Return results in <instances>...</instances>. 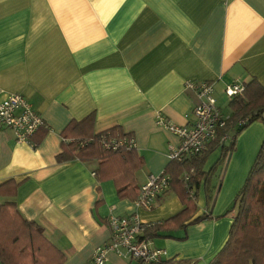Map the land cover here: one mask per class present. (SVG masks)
Listing matches in <instances>:
<instances>
[{"label": "crops", "instance_id": "0c3cea01", "mask_svg": "<svg viewBox=\"0 0 264 264\" xmlns=\"http://www.w3.org/2000/svg\"><path fill=\"white\" fill-rule=\"evenodd\" d=\"M251 79L264 85V0H0V99L22 94L45 124L30 144L0 127V183H17L14 196H0V203L13 201L24 219L41 226L64 264H88L110 237V215L153 223L183 209L175 182L150 209L135 199L149 175L176 172L168 152L179 138L156 116L177 125L192 120L196 97L186 81L212 82L217 104L230 114L225 86ZM89 115V125L69 128ZM249 124L236 149L264 140V120ZM114 126L134 142L127 169L112 161L102 176L96 158L56 159L66 133ZM220 154L216 145L201 169ZM123 169L126 188L119 195L114 177ZM217 191L208 200L200 179L194 207L176 222L183 226L149 238L166 250L162 260L210 264L232 222L231 214L221 215L229 193L216 205ZM204 213L210 216L192 221ZM103 264L138 262L109 251Z\"/></svg>", "mask_w": 264, "mask_h": 264}, {"label": "trees", "instance_id": "16d2710c", "mask_svg": "<svg viewBox=\"0 0 264 264\" xmlns=\"http://www.w3.org/2000/svg\"><path fill=\"white\" fill-rule=\"evenodd\" d=\"M227 105L231 113L221 132L232 130V134L228 144L224 142L219 145L221 148L220 157L223 159L234 148L236 135L241 130L254 120H264V85H261L256 79L243 83L242 93L229 98ZM241 118H246V121L239 123L238 120ZM91 121L92 116L89 115L82 121L71 122L69 128L75 131L77 128L84 127L83 124L89 125ZM127 137H130V134L124 133L119 126L81 136L66 133L63 136L62 151L56 155V159L65 161L73 158L80 160L96 158L99 160L100 174L108 176L105 166L114 161L125 168L134 158L135 152L134 146H128L127 143H122L115 149L107 148L105 143L112 139L123 140ZM216 145L217 142L210 143L201 155L186 159L181 163L171 161L175 164L176 172L166 169L163 173H167L170 177L169 186L173 182L179 185V193L184 207L174 216L147 226L141 238L171 236L168 233L170 230L183 226L182 223L176 222L194 207L192 202L195 199L185 188L182 179L178 178L184 170L194 169L191 175L192 194L194 196H196L195 190L199 180L203 179L208 200L211 201L214 198L215 186L209 185V174L212 167L208 172L201 168L202 163ZM125 171L118 178L114 177L117 180L119 195L126 188V183H124ZM16 184L12 179L0 183V196H14ZM229 214H231L232 222L227 239L210 264H264V140L261 141L253 163L241 188L236 193L231 207L226 209L222 215ZM209 216L208 213H204L192 221L196 222ZM63 262L64 255L45 239L41 226L34 221L24 219L13 201L6 200L0 203V263L64 264ZM153 264H187V261L160 260Z\"/></svg>", "mask_w": 264, "mask_h": 264}, {"label": "built area", "instance_id": "2783aa9c", "mask_svg": "<svg viewBox=\"0 0 264 264\" xmlns=\"http://www.w3.org/2000/svg\"><path fill=\"white\" fill-rule=\"evenodd\" d=\"M185 87L192 90L196 97L191 111L192 120L188 124L177 125L164 120L160 114L156 116V123L179 138L178 144L170 148L168 158L170 161L180 163L201 155L210 143L217 142V145H221L230 137L229 132H221L226 126L229 114L223 112L217 104L213 95L212 82L186 81ZM242 91L243 84L240 82H232L224 88L228 98L241 94ZM245 121L246 118L238 120L239 123ZM44 125L41 116L22 94L8 93L0 99V127L13 130L16 142L30 144L33 134ZM122 143L134 146L131 137L123 140H109L105 146L115 149ZM193 172V168L184 170L181 179L189 194L195 198L191 185ZM169 185L170 177L167 173L149 175L147 181L139 188L135 204L145 209L152 208L153 203L169 188ZM150 224L152 223L140 221L136 215H110L108 217L110 237L95 247L88 264H103L109 251L121 257L134 259L138 264H153L162 260L166 250L155 247L149 239L141 238L143 231Z\"/></svg>", "mask_w": 264, "mask_h": 264}, {"label": "rangeland", "instance_id": "374dc122", "mask_svg": "<svg viewBox=\"0 0 264 264\" xmlns=\"http://www.w3.org/2000/svg\"><path fill=\"white\" fill-rule=\"evenodd\" d=\"M224 108H226V104L223 105L222 110H224ZM249 125L250 124H248L240 132L247 129ZM240 132L236 135L234 148L229 152L231 153V157L226 167H225L226 157L224 159L221 157H218L215 161H212V157H210L209 159L210 162H212L209 166V169L212 167L210 174H209L210 176L209 185L215 186V190L216 189L218 190L216 205L219 203L220 198L224 195L226 190L229 193V197L231 198V203H232L236 193L241 188L246 178V175L253 163V160L260 146L259 143H256L255 147L251 149L252 143H247V144L242 143L241 147L239 149H236L237 138ZM228 143L229 142H226L225 144H228ZM209 169L205 170V172H208ZM231 203L228 208L231 207Z\"/></svg>", "mask_w": 264, "mask_h": 264}]
</instances>
